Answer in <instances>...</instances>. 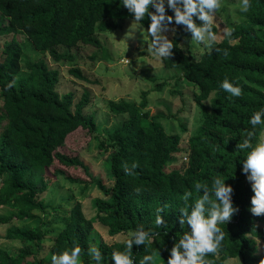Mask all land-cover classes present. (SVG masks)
I'll return each mask as SVG.
<instances>
[{"label":"trees","instance_id":"16d2710c","mask_svg":"<svg viewBox=\"0 0 264 264\" xmlns=\"http://www.w3.org/2000/svg\"><path fill=\"white\" fill-rule=\"evenodd\" d=\"M166 12L172 14L168 9ZM245 18L198 61L182 49L190 33L174 22L169 25L175 29L171 38L174 47L169 58H162L163 65L178 71L173 78L176 86L183 80L191 85L202 115L197 132L183 149L181 136L167 134L160 117L151 114L149 92H142L135 103L108 101V114L126 119L105 130V137H99L95 115L85 113L91 103L90 93L85 91L75 103L73 92L58 91L61 71L51 69L45 57L49 55L60 64L73 62L69 51L80 45L104 51L96 34L116 32L122 29L124 20H133L120 0H0V42L8 38L0 46V185L2 181L6 183L0 190V207L13 211L0 216V225L14 219L40 220L31 228L8 231L6 239L19 247L15 255L0 247V264H51L53 254L70 249L74 243L81 249L78 264H89V246L101 251L102 264H112L111 252L123 251L127 233L139 225L153 229L157 235L147 249L133 246L134 264L146 254H152L151 264H166L168 250L187 230L186 225L179 224L185 193H191L190 204L193 197L200 195L193 191L194 184L210 187L213 177L232 186L233 206L238 211L227 223L218 225L224 239L206 258L212 264H226L229 260L259 264L264 259L260 249L261 242L264 244V214L253 216L249 211L253 193L241 171L244 153L236 149L248 131H253L252 142L264 132V126L252 129L248 123L250 115L264 105V0H250ZM149 23L146 17L140 25L147 28ZM212 27L217 35L218 27L214 23ZM62 47L67 50L60 52ZM30 50L42 57L32 59ZM25 55L28 60L23 67ZM68 74L89 83L78 67L69 69ZM225 77L239 84V97H230L219 88ZM10 82L12 86L6 87ZM167 84L161 82L156 90L161 91ZM212 94L209 108L202 102ZM78 129L86 131L91 140L97 141V148L109 155L110 185L94 180L80 157L55 152ZM181 153L186 161L182 160L181 167L172 166ZM55 161L90 175V181L74 177L67 180L84 188L94 185L100 191L101 196L92 200V219L87 218L83 204L72 193L47 199L51 196L48 193L58 190L52 187V179L65 176L62 170L50 171ZM124 165L130 169L128 174ZM45 175L51 178L50 183ZM157 208L163 209L164 224L160 227L153 223ZM95 224L106 228L111 237L122 234L126 239L113 244L100 236L96 239Z\"/></svg>","mask_w":264,"mask_h":264},{"label":"rangeland","instance_id":"374dc122","mask_svg":"<svg viewBox=\"0 0 264 264\" xmlns=\"http://www.w3.org/2000/svg\"><path fill=\"white\" fill-rule=\"evenodd\" d=\"M240 0H220V8L213 16V23L218 27L217 40L211 47H205L203 44H197L190 40L187 36L182 42V49L193 60L198 61L202 54L210 51L214 46L224 38L225 29H232L236 25L241 24L246 18V14L239 11ZM133 20L126 19L122 22V29L106 34H96V38L102 44L104 51L100 47H91L80 45L69 51L72 55L73 62H63L57 64L47 55L45 57L51 69H60L62 80L58 87L60 93L73 92L75 95V103L83 96L85 91L91 95V103L85 110L88 115H95L98 128L97 136L105 137V130H111L120 125L126 118L115 117L108 114L106 103L108 101L126 100L129 102L140 101L142 92H149L148 100L150 104L151 114L160 117L167 134H178L181 136V148L186 149L188 140L197 132L201 124V111L194 101V90L187 81L183 80L180 85L176 86L173 78L178 76L176 70L166 69L162 59L153 58L147 49V44L151 43V38L147 36V28L140 25L133 32H129L130 25ZM142 30V33L141 31ZM171 40L173 28H168L164 33ZM128 37L127 38H125ZM5 39L0 42L2 47ZM67 49L59 48L60 52ZM32 59H40V54L30 50ZM44 57V56H43ZM27 55L22 60L24 67ZM78 67L87 77L89 83H84L68 74L69 69ZM167 81L168 84L157 91L156 87L161 82ZM188 87V88H186ZM179 92L175 93V92ZM205 102V105L211 108V100ZM1 104V101H0ZM185 129V130H184ZM56 153L67 155L69 157H80L81 161L89 168V174L94 180H100L105 186L110 185L109 167L107 163L108 154H103L97 148V141L91 140L88 133L82 129H78L68 135L65 145L58 148ZM185 154H177L178 161L172 166L181 167L182 160L186 158ZM172 168V167H171ZM55 169L62 170L65 176H59L52 179V187L58 188L55 194L51 195L48 200L54 199L53 195L62 197L64 195L73 194L75 200L83 204L84 212L88 219L93 218L95 209L92 200L101 196L100 191L95 189L94 185H77L69 182L67 177L79 178L90 181V175L85 174L81 170L67 168L61 166L55 161L51 172ZM46 177V175H45ZM47 180L51 178L46 177ZM6 187L4 181L1 182L0 190ZM53 196V197H52ZM13 211L0 207V216H8ZM40 220L22 222L14 219L6 225H0V247H4L11 254L15 255L18 250V244L6 239L8 231L13 228H21L23 230L38 225ZM100 236L104 242L108 244L123 242L125 235L115 237L109 236L106 228L95 224V232L93 237L97 239ZM99 237V238H100ZM48 244L45 252L48 250ZM261 252H264V244L261 242ZM226 264H239L238 260H229Z\"/></svg>","mask_w":264,"mask_h":264},{"label":"clouds","instance_id":"9594fccd","mask_svg":"<svg viewBox=\"0 0 264 264\" xmlns=\"http://www.w3.org/2000/svg\"><path fill=\"white\" fill-rule=\"evenodd\" d=\"M120 5L126 8L133 18L129 32L140 28V22L146 17L150 21L147 36L151 38V43L147 44V49L155 59L169 58L172 55L174 46L164 33L173 22L183 26L184 31L190 33V40L197 44L211 48L217 40L212 24L213 16L220 8V0H120ZM249 6L250 0H240L239 11L245 13ZM166 9L172 14L168 15ZM197 20L200 23H196ZM140 31L142 33V30ZM224 35L230 36L231 29L226 28ZM125 38L128 39L126 36ZM216 51L219 52L220 49L217 48ZM224 54H227L226 50ZM11 86L12 82L6 87ZM219 88L230 97L241 95L239 84L234 80L230 81L228 77L219 82ZM204 102L208 101L202 103ZM248 123L252 129L258 125L264 126V105L250 115ZM253 135V131H248L247 136H242L238 141L236 149L244 153L241 171L250 182L253 193L249 211L253 216H260L264 214V132H261L254 142ZM135 167L133 164L132 168ZM124 172H130L127 165H124ZM193 191L200 195L193 197L189 204L191 193H185V206L179 210V224L182 227L186 225L187 230L178 235V239L168 250L166 264H212L206 257L208 254H214L224 239V232L218 225L227 223L238 211V208L233 206L232 186L219 177L212 178L210 187L195 183ZM162 211L161 208L155 210L153 223L156 227L164 224ZM155 235L157 233L153 229L146 230L142 225L130 230L124 241L123 251L113 250L110 261L112 264H134L131 256L133 246L143 245L147 249ZM80 253V247L74 243L70 249L53 254L51 264H78ZM87 256L89 264H102L104 259L96 246L87 248ZM152 260V254H146L138 264H151ZM259 264H264V259H261Z\"/></svg>","mask_w":264,"mask_h":264},{"label":"built area","instance_id":"2783aa9c","mask_svg":"<svg viewBox=\"0 0 264 264\" xmlns=\"http://www.w3.org/2000/svg\"><path fill=\"white\" fill-rule=\"evenodd\" d=\"M184 161H186V159H184Z\"/></svg>","mask_w":264,"mask_h":264}]
</instances>
